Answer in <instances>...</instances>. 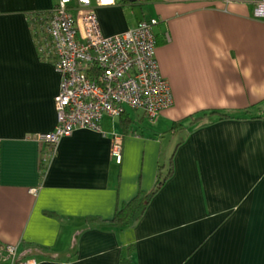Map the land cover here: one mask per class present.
<instances>
[{"label":"crops","instance_id":"1","mask_svg":"<svg viewBox=\"0 0 264 264\" xmlns=\"http://www.w3.org/2000/svg\"><path fill=\"white\" fill-rule=\"evenodd\" d=\"M56 3L0 0V247L36 264H264V20L244 0H141L132 23L94 8L105 36L157 19L172 106L104 116L54 150L36 138L56 127L60 76L29 15ZM212 110L230 118L199 116ZM140 192H153L142 216L113 225Z\"/></svg>","mask_w":264,"mask_h":264},{"label":"built area","instance_id":"2","mask_svg":"<svg viewBox=\"0 0 264 264\" xmlns=\"http://www.w3.org/2000/svg\"><path fill=\"white\" fill-rule=\"evenodd\" d=\"M140 0H57L54 8L29 18L41 57L52 59L60 76L54 98L57 124L36 140L54 150L77 129L101 133L104 116L118 118L127 109L150 121L172 106L168 82L155 59L153 27L157 19L142 20L121 34L105 36L94 8L125 7ZM230 2L233 0H223ZM252 16L264 20V0H244ZM55 152V151H54ZM121 142L115 139L112 158L121 163ZM0 264H36L19 258L17 247H0Z\"/></svg>","mask_w":264,"mask_h":264},{"label":"trees","instance_id":"3","mask_svg":"<svg viewBox=\"0 0 264 264\" xmlns=\"http://www.w3.org/2000/svg\"><path fill=\"white\" fill-rule=\"evenodd\" d=\"M39 13H41V12L34 13V16H36V14H39ZM31 15L32 14H30L29 16L31 17ZM209 114L210 115L216 114L219 116L220 119L230 118L229 115L215 111V110L203 112L199 116H205V115H209ZM126 116L127 115H125V116L121 115L120 118H125L126 120H128V117H126ZM175 127H181V124L180 123L175 124L172 129H174ZM169 173L170 172H168L166 177H168ZM161 182L162 181L159 179L157 187H158V185L161 184ZM157 187H155L153 192L156 190ZM153 192H151V193L140 192L129 203L121 206V208L115 213V216H114L113 220L111 221L112 224L118 226L119 228H122V227L129 226V225H132L133 223H135L142 216V214L146 208V205L149 202V199L152 196ZM120 264H131V261L129 259L128 260L122 259Z\"/></svg>","mask_w":264,"mask_h":264},{"label":"rangeland","instance_id":"4","mask_svg":"<svg viewBox=\"0 0 264 264\" xmlns=\"http://www.w3.org/2000/svg\"><path fill=\"white\" fill-rule=\"evenodd\" d=\"M140 1L137 2H131L129 6L123 7V15L125 16V19L127 22L132 23L135 18L144 16L147 14L146 10V4L145 3H139ZM133 4V5H132ZM126 112L131 114V116L135 119L136 113L130 109H127Z\"/></svg>","mask_w":264,"mask_h":264},{"label":"water","instance_id":"5","mask_svg":"<svg viewBox=\"0 0 264 264\" xmlns=\"http://www.w3.org/2000/svg\"><path fill=\"white\" fill-rule=\"evenodd\" d=\"M131 1H133V0H131Z\"/></svg>","mask_w":264,"mask_h":264}]
</instances>
